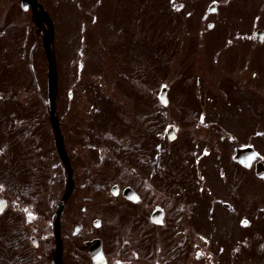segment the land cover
I'll return each mask as SVG.
<instances>
[{
	"label": "rangeland",
	"instance_id": "rangeland-1",
	"mask_svg": "<svg viewBox=\"0 0 264 264\" xmlns=\"http://www.w3.org/2000/svg\"><path fill=\"white\" fill-rule=\"evenodd\" d=\"M168 1L137 0L130 24L122 27L102 17L93 26L90 18H80L75 3L67 10L70 0H41L55 26L56 113L64 147L84 158L82 152L91 150V165L108 158L115 166L144 164L151 150L164 156V165L184 171V179L188 172L192 181L226 179L257 205L264 200V183L253 168L236 167L231 155L235 146L251 145L264 163V39L260 46L255 37L258 30L264 33V0H184L181 11ZM18 3L0 0V95L9 112L0 121V150L34 153L31 160L46 172L37 196L61 195L64 187L51 183L61 168L56 161L50 169L51 158H43L52 138L46 58L32 23L28 32V23H17L10 10ZM94 27L101 40L89 38ZM122 28L134 46L131 56L119 59L112 43ZM163 85L166 106L158 99ZM169 124L178 127L174 141L165 135Z\"/></svg>",
	"mask_w": 264,
	"mask_h": 264
},
{
	"label": "flooded vegetation",
	"instance_id": "flooded-vegetation-1",
	"mask_svg": "<svg viewBox=\"0 0 264 264\" xmlns=\"http://www.w3.org/2000/svg\"><path fill=\"white\" fill-rule=\"evenodd\" d=\"M74 3L80 18H90L93 26L102 17L125 27L137 0H70V13ZM168 3L181 9L184 0ZM10 10L16 11L17 23H28V32L32 23L41 35L42 24L34 22L30 7L22 10L18 3ZM123 30L117 29L112 43L119 59L133 54L132 34L126 38ZM100 32L92 28L89 38L101 40ZM258 41L261 46L263 40ZM236 51L239 57L237 46ZM165 52L163 57H169ZM219 68L227 65L221 61ZM2 100L0 95V121L9 113ZM48 142L43 158H51L50 169L57 161L62 171L51 183L64 187L61 195L52 190L50 197L37 196L46 172L31 160L34 153L0 150V264H264V200L248 203L242 187L233 188L226 179L192 181L191 172L184 179V171L164 165V156L151 150L144 164L115 166L108 158L91 165V150L82 152L84 158L75 156L78 150L65 149L70 175L51 149L53 139ZM69 183L70 193L63 198Z\"/></svg>",
	"mask_w": 264,
	"mask_h": 264
},
{
	"label": "water",
	"instance_id": "water-1",
	"mask_svg": "<svg viewBox=\"0 0 264 264\" xmlns=\"http://www.w3.org/2000/svg\"><path fill=\"white\" fill-rule=\"evenodd\" d=\"M27 4H29L33 11V17L36 16L37 20H41L47 25V30H44V35L42 36V43L44 47V51L47 58V65H48V77H47V85H48V92H49V106H50V113H51V120L54 131L56 133V143H57V151L62 160L67 165V158L65 152L62 148V141L58 131L57 122L54 115V107H55V95L57 90V76H56V64L54 59V53L52 50V41H53V27L52 23L43 9V7L38 3V0H25ZM26 8V5H25ZM39 12V14H38ZM162 102L165 101L164 99V92L162 93L161 97ZM170 139L172 136H169ZM236 154L234 155V160L239 162L240 164L250 167L253 160L257 158V153L249 146L237 148ZM255 174L264 179V165L260 162L255 164ZM70 185L67 188L69 189ZM67 194V193H66ZM65 194V195H66Z\"/></svg>",
	"mask_w": 264,
	"mask_h": 264
}]
</instances>
